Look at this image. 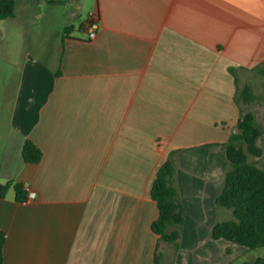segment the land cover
<instances>
[{
	"label": "crops",
	"instance_id": "1",
	"mask_svg": "<svg viewBox=\"0 0 264 264\" xmlns=\"http://www.w3.org/2000/svg\"><path fill=\"white\" fill-rule=\"evenodd\" d=\"M14 3L0 22L19 24ZM91 11L93 39L88 23L70 25L59 52L37 56L32 37L0 82V187L25 194L0 198L2 264H238L248 249L210 231L229 219L215 206L222 144L248 112L264 170V0H94ZM25 141L37 164L23 162ZM167 158L183 208L175 253L150 230Z\"/></svg>",
	"mask_w": 264,
	"mask_h": 264
},
{
	"label": "trees",
	"instance_id": "2",
	"mask_svg": "<svg viewBox=\"0 0 264 264\" xmlns=\"http://www.w3.org/2000/svg\"><path fill=\"white\" fill-rule=\"evenodd\" d=\"M14 4V0H0V20L14 16ZM67 30L68 28L64 29V32ZM257 71L264 76V67H259ZM237 100L245 106L251 104L254 100L251 89L245 87ZM236 129L237 134L231 132L227 141L222 144L228 169L224 174L222 190L215 200L216 208L230 210L232 218L216 222L210 231V238L222 239L254 250L264 248V170L260 169L256 162L261 156V151L256 146L260 132L254 127L253 117L249 112L237 121ZM41 157V151L32 142H24L21 149L24 163L37 164ZM174 177V164L167 158L158 167L150 188V197L158 211L150 230L157 236L159 242L169 245L175 253L179 247L183 208ZM9 187L14 190L15 201L25 200L22 185L18 183L1 186L0 198ZM3 244L4 235L0 233V264L3 263ZM157 259L158 255H155V264ZM241 264H264V258Z\"/></svg>",
	"mask_w": 264,
	"mask_h": 264
},
{
	"label": "rangeland",
	"instance_id": "3",
	"mask_svg": "<svg viewBox=\"0 0 264 264\" xmlns=\"http://www.w3.org/2000/svg\"><path fill=\"white\" fill-rule=\"evenodd\" d=\"M15 1L19 24L0 22V31L3 33V36L0 34V82L3 84L16 75L15 60L21 56L16 54L18 48L22 51L28 45L32 46L31 39L34 37V50L37 56H43L45 48L55 47L59 52L60 35L63 34L64 28L70 25L77 28L84 22L87 23L89 15L93 12L91 10L94 4V0ZM28 32L31 33L30 44ZM222 209L227 213L223 218L231 219V211ZM256 258H264V248L248 250L247 254L237 263H250Z\"/></svg>",
	"mask_w": 264,
	"mask_h": 264
},
{
	"label": "built area",
	"instance_id": "4",
	"mask_svg": "<svg viewBox=\"0 0 264 264\" xmlns=\"http://www.w3.org/2000/svg\"><path fill=\"white\" fill-rule=\"evenodd\" d=\"M88 26H87V35H88V38L89 39H93L95 37V14L91 13L89 15V19H88V22H87ZM34 197V194L33 192L29 191L28 194H27V198L29 199H32Z\"/></svg>",
	"mask_w": 264,
	"mask_h": 264
},
{
	"label": "water",
	"instance_id": "5",
	"mask_svg": "<svg viewBox=\"0 0 264 264\" xmlns=\"http://www.w3.org/2000/svg\"><path fill=\"white\" fill-rule=\"evenodd\" d=\"M237 132H238L237 129H234L233 133H234V134H237Z\"/></svg>",
	"mask_w": 264,
	"mask_h": 264
}]
</instances>
